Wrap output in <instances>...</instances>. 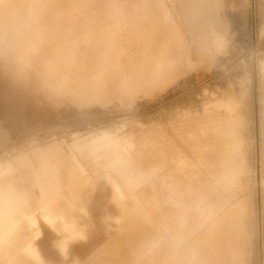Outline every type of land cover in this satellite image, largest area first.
<instances>
[{
    "label": "crops",
    "instance_id": "1",
    "mask_svg": "<svg viewBox=\"0 0 264 264\" xmlns=\"http://www.w3.org/2000/svg\"><path fill=\"white\" fill-rule=\"evenodd\" d=\"M82 1L87 7L77 5V11L84 10L78 13L77 0H65V9L45 0H0V53L20 69L33 70L52 92L80 107L107 103L118 94L130 99L141 92L154 96L182 76L179 65L186 54L183 38L161 0H152V4L145 0L142 7L136 3L122 5L120 13L108 0ZM97 3L105 6L103 21H115L113 31L82 32L73 41L65 40L74 32H62L61 20L76 14L91 16ZM110 4L115 5L116 1ZM217 5L220 10V0ZM184 11L191 32L196 33L197 39L205 40L203 11ZM213 19L209 32L215 35V45L220 48L224 40L218 33L224 32L226 26L218 14ZM124 34L122 44L120 37ZM80 44H86L92 55L79 64L76 51ZM120 53L129 56L138 76L119 78ZM60 63L65 72L60 71ZM116 99L120 101L119 97ZM205 124L204 120L202 126L189 133L190 151L202 150L208 142ZM226 126L230 133V125ZM219 130L213 126L209 133L218 135ZM128 141L132 150L124 153L123 162L117 160L114 164L110 160L101 164L78 158L84 152H68L61 143L38 146L4 163L0 172V259L6 264L57 261L54 253L47 260L41 256L37 246H43L45 237L51 240L50 246L59 244L64 257L69 246L79 252L91 250L98 243L93 235V221L102 216L105 221L115 218L116 226L110 228L116 233L109 245L116 247L117 255H123L121 264H141L148 254L151 264H238L245 240L240 226L242 212L234 207V201L216 207L215 217L206 223L200 222L206 208H183L187 218L172 223V218L168 222L164 221L166 218H156L161 208L139 205L142 191L149 194L148 198L152 194H200V188L206 185L214 194V180L204 174L200 154L180 160V148L175 144L162 149L155 146L152 152L145 153L149 143L137 147L133 138ZM106 144L110 148L111 142L97 148ZM143 157L152 158V164L139 163ZM98 181L109 185L112 194H89ZM157 181L158 186L145 190ZM25 182L41 192L36 199L30 189L19 186ZM94 209L99 213L94 214ZM83 215H90V220L85 216L80 221ZM105 252L101 251L95 259ZM75 256L83 261L81 255ZM84 257L89 261L91 255ZM92 261L93 257L89 262Z\"/></svg>",
    "mask_w": 264,
    "mask_h": 264
},
{
    "label": "rangeland",
    "instance_id": "2",
    "mask_svg": "<svg viewBox=\"0 0 264 264\" xmlns=\"http://www.w3.org/2000/svg\"><path fill=\"white\" fill-rule=\"evenodd\" d=\"M45 1L61 9L67 7L65 0ZM114 1L115 5L110 4ZM148 1L152 4V0ZM108 2L117 7V13L122 12V5L136 3L142 7L146 3L145 0ZM161 2L181 33L186 54L179 65L182 76L154 96L147 97L141 92L130 99L118 94L107 103L80 107L52 92L33 70L20 69L0 53V172L9 159L38 146L61 143L68 152L70 149L84 152L78 158L101 161V164L110 160L114 164L117 160L123 162L124 153L132 150L130 138L137 142V147L143 142L149 143L143 150L145 153L152 152L155 146L162 149L175 144L180 148V160L197 158L194 155L200 154L205 164L204 174L214 180V194H210L206 185L200 188V194H152L148 198L149 194L142 191L139 205L161 208L157 209L160 214H156V218H166L165 222L172 218V223L184 222L187 218L183 208H206L200 221L206 223L215 217L216 207L234 201V207L242 212L240 226L245 240L238 264H264V0H220V10H217V0ZM77 5L87 7L82 0H77L76 11ZM192 8L204 13L205 40L197 39L186 21L184 9L191 11ZM92 9L91 16L76 14L61 20L62 32H66L65 29L74 32L65 40L73 41L82 32L113 31L115 21H103L105 6L97 3ZM217 14L226 26L224 32L218 33L224 40L220 48L215 45V35L209 32ZM125 37L126 34L120 37L122 44ZM90 55L87 45L80 44L76 51L77 63L85 62ZM60 64V71L65 72L64 64ZM117 64L120 79H128L132 74L138 76L127 54L120 53ZM204 120L208 142L202 150L190 151L187 137L202 126ZM226 124L231 127L230 133ZM213 126L219 127L218 135L209 133ZM199 134L196 133L198 137ZM108 142H111L110 148L109 144L97 148ZM228 143L230 148L226 146ZM93 148L96 151H91ZM138 162L152 164V158H139ZM90 173L93 175L91 170ZM223 174L232 175L233 180L237 179L236 184ZM156 184L158 186V181L152 182L145 190L151 186L153 189ZM19 186L30 189L34 199L41 193L37 188H30V182L19 183ZM89 194H112V189L98 181ZM97 213L94 209V214ZM85 216L80 221H84ZM86 218L90 220V215ZM114 226L115 218L109 221L102 216L99 220L96 218L93 235L98 240L97 245L81 252L69 246L66 257L59 244L50 246L51 240L47 237L43 246L37 247L46 260L50 259L49 254L56 255L57 261L45 260L48 264H121L123 255H117L116 247L109 245L116 233L110 228ZM101 251L107 252L96 260ZM75 255H81L83 261ZM86 255H91L89 261L92 257L93 261H85ZM0 264H6L3 258ZM141 264H151V255L143 256Z\"/></svg>",
    "mask_w": 264,
    "mask_h": 264
},
{
    "label": "bare ground",
    "instance_id": "3",
    "mask_svg": "<svg viewBox=\"0 0 264 264\" xmlns=\"http://www.w3.org/2000/svg\"><path fill=\"white\" fill-rule=\"evenodd\" d=\"M226 146H227L228 148H230V144H229V143L226 144ZM230 171H231V170H229V172H230ZM223 177H228L229 179H231L232 182H234V184H236V182H237V179L233 180V176L230 175V174H223Z\"/></svg>",
    "mask_w": 264,
    "mask_h": 264
}]
</instances>
